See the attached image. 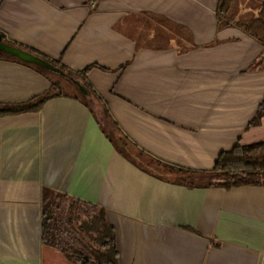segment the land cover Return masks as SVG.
I'll list each match as a JSON object with an SVG mask.
<instances>
[{"label": "crops", "instance_id": "obj_1", "mask_svg": "<svg viewBox=\"0 0 264 264\" xmlns=\"http://www.w3.org/2000/svg\"><path fill=\"white\" fill-rule=\"evenodd\" d=\"M218 1L0 0V34L86 70L95 106L135 153L206 172L220 152L264 139V118L246 128L264 96V68L252 65L263 47L233 22L261 0H233L225 16ZM50 85L0 58V105ZM90 106L61 95L0 116V264H74L41 244L43 188L105 210L118 264L263 263L264 185L189 188L148 172L116 150Z\"/></svg>", "mask_w": 264, "mask_h": 264}, {"label": "trees", "instance_id": "obj_2", "mask_svg": "<svg viewBox=\"0 0 264 264\" xmlns=\"http://www.w3.org/2000/svg\"><path fill=\"white\" fill-rule=\"evenodd\" d=\"M232 2L233 0H219L217 13L225 16ZM233 22L262 45V52L252 65L264 68V0L260 1L258 11L254 16ZM228 23L224 22V24ZM1 36L4 42L13 44L7 41L2 34ZM18 47L28 50L21 46ZM28 51L33 52L32 50ZM0 58L21 62L4 53H0ZM45 59L65 72L64 78L67 79L68 84H63L62 76L56 73L25 63L43 72L50 78L51 85L44 93L26 102L0 105V116L36 112L49 98L73 95V97L81 98L86 104L91 105L92 111H97L101 128L116 150L148 172L157 175L158 172L170 173L174 177V183L189 188L220 187L228 190L240 186L264 185V139L245 144L237 143L230 149L220 152L213 168L206 172L189 171L152 159L147 161L140 152H134L133 146L120 132L108 110L103 105L98 108L95 106L100 104V101L84 78L86 70L75 72L57 62ZM70 77L80 81L87 88V94L81 93ZM64 86L72 88L73 91L65 89ZM263 118L264 96L246 128L259 125ZM40 240L42 245L59 250L74 264H118L114 230L106 219L105 210L97 205L83 202L48 188L41 190ZM262 264H264V259Z\"/></svg>", "mask_w": 264, "mask_h": 264}, {"label": "water", "instance_id": "obj_3", "mask_svg": "<svg viewBox=\"0 0 264 264\" xmlns=\"http://www.w3.org/2000/svg\"><path fill=\"white\" fill-rule=\"evenodd\" d=\"M0 53L7 54L10 57L16 58L17 60L24 62V63L36 65L51 73H56L62 77L65 76V72L60 67L56 66L54 63L46 60L45 58H42L41 56L31 51H28L18 46H15L13 44L4 42L1 34H0ZM70 80L73 82L75 86H77L78 90L81 93L87 94L88 92L87 88L83 84H81L80 81L72 77H70Z\"/></svg>", "mask_w": 264, "mask_h": 264}, {"label": "rangeland", "instance_id": "obj_4", "mask_svg": "<svg viewBox=\"0 0 264 264\" xmlns=\"http://www.w3.org/2000/svg\"><path fill=\"white\" fill-rule=\"evenodd\" d=\"M243 1H244V0H237L238 4H241V3L243 4ZM246 9H249V8L246 7ZM252 15H254V13H253ZM61 78H62V80H63V81H62L63 84H68V82L66 81L67 79L65 80L64 77H61ZM64 88L67 89V90H71V91H73V89L70 88V87L64 86ZM71 91H70V92H71Z\"/></svg>", "mask_w": 264, "mask_h": 264}]
</instances>
